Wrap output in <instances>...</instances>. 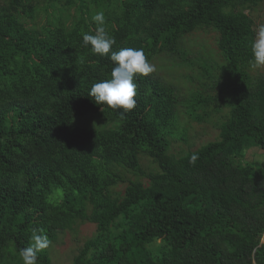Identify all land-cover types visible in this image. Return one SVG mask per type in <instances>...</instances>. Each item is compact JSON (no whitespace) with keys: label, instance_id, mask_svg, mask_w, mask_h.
<instances>
[{"label":"trees","instance_id":"obj_1","mask_svg":"<svg viewBox=\"0 0 264 264\" xmlns=\"http://www.w3.org/2000/svg\"><path fill=\"white\" fill-rule=\"evenodd\" d=\"M263 4L0 0V264H22L33 228L52 241L38 264H53V245L86 223L96 232L72 264H264V75L249 65ZM98 11L112 51L193 70L194 89L137 75L135 109L101 111L88 93L110 78L111 53L82 47ZM202 29L218 33L221 60L192 59L185 40ZM183 114L219 137L194 148ZM177 141L189 146L178 156ZM256 148L263 161L247 158Z\"/></svg>","mask_w":264,"mask_h":264},{"label":"clouds","instance_id":"obj_2","mask_svg":"<svg viewBox=\"0 0 264 264\" xmlns=\"http://www.w3.org/2000/svg\"><path fill=\"white\" fill-rule=\"evenodd\" d=\"M95 23V34L84 33L82 36V47L90 48L93 54L108 57L113 62L110 78L94 83L88 96L104 112L105 108L119 111L124 117L136 107L137 86L135 78L137 75L147 77L155 72V66L146 57L142 48H121L112 51L116 40L107 30V20L103 11H98L92 16ZM252 59L249 65L253 70L264 69V24L260 25L255 37L251 42ZM122 110V111H121ZM199 159L197 153L189 156L188 162L195 166ZM52 244L49 236L43 229L33 228L29 237V246L19 250L22 264H38L39 255L49 249Z\"/></svg>","mask_w":264,"mask_h":264},{"label":"rangeland","instance_id":"obj_3","mask_svg":"<svg viewBox=\"0 0 264 264\" xmlns=\"http://www.w3.org/2000/svg\"><path fill=\"white\" fill-rule=\"evenodd\" d=\"M249 12V11H248ZM252 16L255 20L256 30L257 28L264 24V4L258 7L253 11ZM46 19H44V14L40 15V20L37 22L39 26L45 25ZM218 33L209 29H202L196 33L190 35L185 40V46L188 50L192 51L194 55L192 59L195 60V57L211 56L213 53L215 59L221 60L222 58L218 57L219 51L217 47ZM166 63H170L166 61ZM165 63V64H166ZM155 66V72L161 74L168 81L176 82L177 85L182 88L183 92L188 94L189 89H194V85L189 84L187 76H195L196 73H191L193 70L186 69V67H179L176 70V73H173L171 70L164 68L162 63L159 60L153 61L152 63ZM181 69V70H180ZM189 72V73H188ZM179 73V74H178ZM255 75H264V69H256L252 72ZM183 75L187 83H184ZM189 79V78H188ZM187 84V85H185ZM198 85V83H195ZM98 120L99 113L92 114ZM90 116L82 119V122L88 123ZM182 119L187 121L190 125L189 130V140L194 142V148L204 145L208 142H211L219 137L220 131L215 127L211 122H199L197 120L186 119V115H182ZM99 126H106L104 123L97 121ZM113 125H111L112 127ZM113 126L112 128H114ZM189 150V146L185 145L181 141H177L172 145L171 153L174 155H181L183 151ZM247 158L253 159L255 161H263V152L258 148L252 149L247 154ZM149 162V161H147ZM129 177H132L131 174H127ZM124 187V186H123ZM96 232V225L93 223H86L78 227L76 233H66L63 234L58 243L53 245L51 248V257L53 259V264H72L74 257L77 255L79 249L83 246L86 239L90 238Z\"/></svg>","mask_w":264,"mask_h":264}]
</instances>
